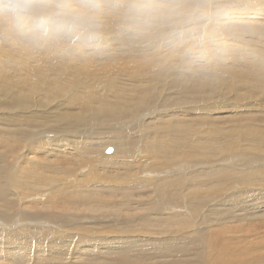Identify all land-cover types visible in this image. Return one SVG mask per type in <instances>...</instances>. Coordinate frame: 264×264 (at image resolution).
Masks as SVG:
<instances>
[{
  "label": "rangeland",
  "instance_id": "374dc122",
  "mask_svg": "<svg viewBox=\"0 0 264 264\" xmlns=\"http://www.w3.org/2000/svg\"><path fill=\"white\" fill-rule=\"evenodd\" d=\"M161 2L195 15L141 33L101 0L99 41L0 35V264H212L264 225V0Z\"/></svg>",
  "mask_w": 264,
  "mask_h": 264
},
{
  "label": "clouds",
  "instance_id": "9594fccd",
  "mask_svg": "<svg viewBox=\"0 0 264 264\" xmlns=\"http://www.w3.org/2000/svg\"><path fill=\"white\" fill-rule=\"evenodd\" d=\"M101 8V0H0V35L32 46L90 44L103 37ZM194 15L183 5L161 0H128L126 5L128 20L141 33L180 27L178 18L188 23Z\"/></svg>",
  "mask_w": 264,
  "mask_h": 264
},
{
  "label": "bare ground",
  "instance_id": "6f19581e",
  "mask_svg": "<svg viewBox=\"0 0 264 264\" xmlns=\"http://www.w3.org/2000/svg\"><path fill=\"white\" fill-rule=\"evenodd\" d=\"M253 16H255L256 18L259 17L258 14H253ZM6 59V57H5ZM7 60L6 62L3 64V68H4V77H5V80H4V89H3V95H1L0 93V97L3 98V101H0V104H2L3 106H7L8 105V101H9V98H7V96H9V86H8V83H7V75H8V71H7ZM6 98V99H5ZM125 112H128L127 114L129 115V110H125ZM102 120V122H106L109 117L108 116H101L100 117ZM93 123V120L90 122V124ZM7 140H8V134L6 132L2 133L1 135V138H0V145L3 146L4 150L7 152ZM111 149V148H110ZM2 150V149H1ZM3 150V151H4ZM111 153H113V150L112 152H108V149L106 150V154L107 155H110ZM5 157L3 156V160H4V167L1 168L0 167V173L2 174L3 173V170L4 168H6L8 170V163H9V153H5L4 154ZM1 164V163H0ZM2 165V164H1ZM6 169L4 170L5 173L7 174L6 172ZM8 173H9V170H8ZM1 176V175H0ZM8 176V175H7ZM6 176V177H7ZM7 180V179H5ZM196 180V179H195ZM1 181V180H0ZM3 185H5V182L1 183L0 182V186L3 187ZM174 186H179V182L175 183ZM164 189V188H163ZM179 189V188H177ZM201 198H202V195L200 198H196V203H194L192 205V207H196V208H200V204H201ZM164 200H168L166 196L163 197ZM195 199V198H194ZM13 207V206H12ZM176 211V210H175ZM12 212V211H11ZM14 212V211H13ZM9 216L12 217V213L10 215L9 213ZM13 218H16L13 216ZM31 218V217H30ZM29 218V220H30ZM46 218V217H44ZM18 219V218H17ZM20 219H18L19 221ZM26 220V219H25ZM10 222V221H9ZM14 223L16 221H13ZM38 222V221H37ZM180 222L182 223L181 225V228L184 227L186 225V223L188 222L187 219H185L184 217H180ZM16 225L18 224V222L15 223ZM13 224V225H15ZM11 225V223H10ZM20 225V223H19ZM21 226V225H20ZM64 226V225H63ZM35 228V227H34ZM72 228V227H71ZM37 229V228H36ZM35 229V230H36ZM42 229V228H41ZM240 232L242 233H245V234H254V239L252 241H249L247 242L246 244H244L243 246L239 247L237 250V252L234 254L233 257H229L226 253L227 249L230 247V245L224 243V241L222 240L221 238V235L223 233H225L227 231V228H223V229H219L215 234H214V237H215V241H216V249L217 251H219L221 254H217V256L214 258V260L212 261L213 263L212 264H251L249 261V259L251 258H254L255 260H257V263L256 264H264V249H253L255 248L254 246H257L258 243H262L264 247V225H256V227H249L248 230H244V229H239L237 228ZM21 230V229H20ZM180 230V229H179ZM18 232V231H17ZM21 232V231H20ZM20 234V233H19ZM22 234V233H21ZM259 241V242H258ZM253 242V244L251 243ZM260 243V244H261ZM261 246V245H260ZM257 248V247H256ZM128 259H129V256L128 255H125L122 259L121 262L117 263V264H127L128 262ZM20 261V260H19ZM255 262V261H253ZM20 263V262H19ZM14 264V263H13ZM20 264H24L23 262H21Z\"/></svg>",
  "mask_w": 264,
  "mask_h": 264
},
{
  "label": "water",
  "instance_id": "95a60500",
  "mask_svg": "<svg viewBox=\"0 0 264 264\" xmlns=\"http://www.w3.org/2000/svg\"><path fill=\"white\" fill-rule=\"evenodd\" d=\"M112 150V149H111ZM108 152H112V151H109V149H108Z\"/></svg>",
  "mask_w": 264,
  "mask_h": 264
},
{
  "label": "snow or ice",
  "instance_id": "6c2138e0",
  "mask_svg": "<svg viewBox=\"0 0 264 264\" xmlns=\"http://www.w3.org/2000/svg\"><path fill=\"white\" fill-rule=\"evenodd\" d=\"M109 151H112L111 149H109Z\"/></svg>",
  "mask_w": 264,
  "mask_h": 264
}]
</instances>
